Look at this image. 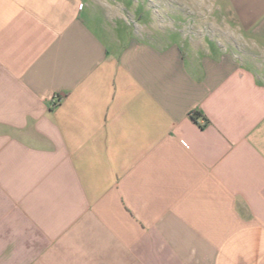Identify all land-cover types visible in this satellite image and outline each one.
Wrapping results in <instances>:
<instances>
[{
  "label": "crops",
  "instance_id": "crops-1",
  "mask_svg": "<svg viewBox=\"0 0 264 264\" xmlns=\"http://www.w3.org/2000/svg\"><path fill=\"white\" fill-rule=\"evenodd\" d=\"M0 264H264V0H0Z\"/></svg>",
  "mask_w": 264,
  "mask_h": 264
},
{
  "label": "rangeland",
  "instance_id": "rangeland-1",
  "mask_svg": "<svg viewBox=\"0 0 264 264\" xmlns=\"http://www.w3.org/2000/svg\"><path fill=\"white\" fill-rule=\"evenodd\" d=\"M167 1H169V3H173V1L174 0H167ZM139 2V1H138ZM142 6V5H141ZM157 10H164V11H166L167 12V8H168V6L169 5H166V4H164V5H159V4H156V5H153ZM170 10H169V12H173L174 11V8L172 7V6H170ZM153 22V21H152ZM167 22V21H166ZM169 22H171V21H169ZM138 23L139 24H142L143 23V21H138ZM153 23H155V22H153ZM172 23V22H171ZM115 26H118L119 28L121 27V23L120 22H114L113 23ZM167 25V24H166ZM121 31V32H120ZM119 32L123 35L124 34V32L122 31V30H119Z\"/></svg>",
  "mask_w": 264,
  "mask_h": 264
},
{
  "label": "trees",
  "instance_id": "trees-1",
  "mask_svg": "<svg viewBox=\"0 0 264 264\" xmlns=\"http://www.w3.org/2000/svg\"><path fill=\"white\" fill-rule=\"evenodd\" d=\"M202 117V115L201 114H199V113H195V115H194V117H193V119L195 120V121H197L199 118H201ZM207 120V119H206ZM208 121H206V123H207Z\"/></svg>",
  "mask_w": 264,
  "mask_h": 264
},
{
  "label": "built area",
  "instance_id": "built-area-1",
  "mask_svg": "<svg viewBox=\"0 0 264 264\" xmlns=\"http://www.w3.org/2000/svg\"><path fill=\"white\" fill-rule=\"evenodd\" d=\"M201 120V119H200ZM204 123V122H203Z\"/></svg>",
  "mask_w": 264,
  "mask_h": 264
}]
</instances>
